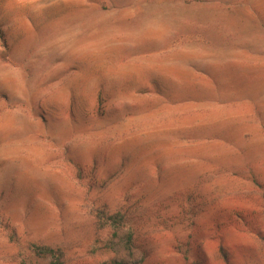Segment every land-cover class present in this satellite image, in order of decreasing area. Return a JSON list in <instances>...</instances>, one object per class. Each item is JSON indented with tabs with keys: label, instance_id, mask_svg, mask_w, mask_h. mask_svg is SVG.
Here are the masks:
<instances>
[{
	"label": "rangeland",
	"instance_id": "obj_1",
	"mask_svg": "<svg viewBox=\"0 0 264 264\" xmlns=\"http://www.w3.org/2000/svg\"><path fill=\"white\" fill-rule=\"evenodd\" d=\"M34 245L264 264V0H0V264Z\"/></svg>",
	"mask_w": 264,
	"mask_h": 264
},
{
	"label": "trees",
	"instance_id": "obj_2",
	"mask_svg": "<svg viewBox=\"0 0 264 264\" xmlns=\"http://www.w3.org/2000/svg\"><path fill=\"white\" fill-rule=\"evenodd\" d=\"M107 221H110V223L114 226L120 225L124 222L123 215L119 213L111 214L110 216H106ZM33 250L37 255L45 256V257H51L54 261V264H63V253L59 249H55L48 246H33ZM121 264V263H119Z\"/></svg>",
	"mask_w": 264,
	"mask_h": 264
}]
</instances>
